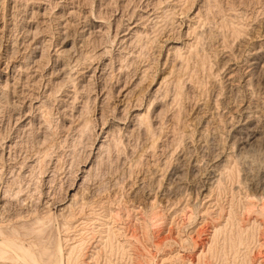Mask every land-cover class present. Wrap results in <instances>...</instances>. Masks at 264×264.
<instances>
[{
    "label": "rangeland",
    "instance_id": "rangeland-1",
    "mask_svg": "<svg viewBox=\"0 0 264 264\" xmlns=\"http://www.w3.org/2000/svg\"><path fill=\"white\" fill-rule=\"evenodd\" d=\"M218 2L0 0L3 220L69 205L93 141L119 131L122 147L75 191L74 228L51 221L52 242L83 241L84 264H104L111 229L152 264H189L226 227L253 235L228 264H264V0ZM136 113H148L153 135Z\"/></svg>",
    "mask_w": 264,
    "mask_h": 264
},
{
    "label": "bare ground",
    "instance_id": "bare-ground-1",
    "mask_svg": "<svg viewBox=\"0 0 264 264\" xmlns=\"http://www.w3.org/2000/svg\"><path fill=\"white\" fill-rule=\"evenodd\" d=\"M214 1L216 2V4L219 3L218 0H214ZM207 3H209V2H207ZM230 6H232V5H230ZM228 9H229V6H228ZM221 10H222V8H221ZM229 11H230V9H229ZM227 12H225V13H227ZM236 15H238V14H236ZM223 22L225 23L226 21L223 20ZM228 24L231 26V28L233 30V33H235V34H240L243 31V29L241 28V25L237 24V22L235 20L229 21ZM243 25H244V23H243ZM178 55H180V53H178ZM43 57H45V56H43ZM41 59H42V57H41ZM178 89H181L180 88V83L178 85ZM183 89H184V87H183ZM183 89L181 91H183ZM177 95H178L177 100H179V98L181 96V92L179 94H177ZM46 104H45V106H46ZM40 105H41V103H40ZM41 107H43V104H42ZM80 109L81 110L79 111V113L83 117L85 113H89V111L91 109L90 108V103L88 101L85 102V105H83V107L80 108ZM87 115H89V114H87ZM104 116L105 115L102 114L101 118L104 119L105 118ZM85 117H84V119H85L84 122L85 123L83 124V126L84 125L85 126L83 128H85V130L89 131L91 129V127H93L94 125L93 126L91 125V127H90L89 124L91 122H90L89 119H86ZM135 118L139 122V125L143 126L145 128L144 131L148 134V136L149 135H153V130H152V126L150 124L148 113H144V114L136 113L135 114ZM46 125H48V124H46ZM95 127H96V125L92 128V131H93L92 135H91V132H87L86 131V133H89L88 134L89 138H91V137L93 138V136L96 135V128L97 127L96 128ZM253 130H255V129H253ZM29 132H30V130H29ZM80 132H82V131H80ZM84 134H85V132L83 133V135ZM106 134H107V137H106V139H104V141H101L100 143L97 142V139L95 141H93L92 151L90 153L92 155H90V157H88L87 162H85V164L83 165V172L81 171L84 174V176L82 177L83 179L80 178L79 175H75V177L72 180V183L67 187V189H65L66 190L65 191V199L67 200L70 196L72 197V201L70 202L69 205L64 206L63 205L65 203L64 202V203L58 205L55 210H52L51 209L52 207L51 208L48 207L46 210L45 209H41L40 212L39 211H34L32 209L33 212L31 213L30 216L21 217V218H19V220L16 223H13L12 222L13 219L10 220V218L7 219V220H3L4 218L2 219L3 215L1 213L2 216L0 215L1 216V218H0V264H84L83 257H82L83 255H81V253H80V250H82V247H83L82 246L83 245L82 244L83 241L80 240V241H82V242L79 241L80 244H73L72 243L71 245H69V244L66 243L67 245L65 244V247L63 245L64 243H63L62 239H60V238L59 239L57 238L56 241L52 242L54 237H52L53 234H52V228H51V221L53 219L56 220V215H57V216L60 217V219H62L63 225L65 226L64 227L65 230H71V229L74 228L73 227L74 226L73 222L76 220V215H75L76 213L74 214L75 210L73 211L71 208H72V206H74L78 202L77 192H75V191L80 189L82 187V185L85 184L86 180L88 181V178L91 175V172L93 170V165H95V164L97 165L98 158L100 156H102V154L105 156L106 154L111 153V149L112 148H115V149L119 150L120 147H122V145H123V141H122V138L120 136V132L119 131L114 134V132H110L109 133V130H107ZM85 136H87V135H85ZM151 137H153V136H151ZM95 138H96V136H95ZM86 142H89V141H86ZM93 150H95V153L93 152ZM44 157H46V156L44 155ZM102 158H103V156H102ZM99 159H101V158H99ZM243 159H245V158H243ZM39 162H40V159L38 160V163ZM254 163L255 162H253L252 164H254ZM34 164H36V163H34ZM96 165L94 166L95 168H97ZM38 166H39V164H38ZM33 167L31 169H33ZM35 168H36V165H35ZM251 169H252V167H251ZM31 171L33 173V170H31ZM31 171H30V173H31ZM234 171L235 170L233 169V167H229L228 166L226 168L225 172H224V176L225 177L227 176V177L231 178L234 175V173H235ZM224 176L217 182V188H220V189L222 188V180H223ZM17 177H16V179H17ZM19 177H20V175H19ZM225 180H226V178H225ZM87 181H86V183H88ZM5 190H6V188H5ZM6 194H7V192H6ZM8 195H9L8 197H11L9 193H8ZM19 195H20V193H19ZM233 199H234V196H233ZM19 201H21V200H19ZM6 203H7V199L4 198V196H3V198H0V208H2V209H0L1 211L3 210V208H5L3 206ZM9 205H10V202H9ZM9 205H7V206H9ZM106 209H103L104 213L102 214V217L104 219L109 217L111 215V213H112L110 209H108V208H106ZM5 211H6V209H5ZM30 212H31V210H30ZM18 214H21V213H18ZM15 216L17 217V215H15ZM145 217H146V214H145ZM152 219L149 218V216H148L147 224L151 223ZM83 223H85V222H83ZM104 224H107V223L104 222ZM149 226H151V225H149ZM61 227L63 228V226H61ZM22 228L25 231V233H23V235H21L18 232V229H22ZM82 229H84V228H82ZM81 231L82 230H80V232ZM82 232H84V231H82ZM80 234H82V233H79V235ZM65 235H67V234H65ZM20 236L21 237L23 236L24 239H21ZM50 238H52V239H50ZM67 239H66V241H67ZM252 239H253V235L251 234V232L248 233V232H245V231H243L241 229H239L238 231H233L232 229H229V228H226V227L218 228V229L214 230V232H212L211 240L209 239L207 241L205 240L206 242L203 241V242L199 243V254L197 256V258H198L197 262H195L194 259H191L190 260L191 262L189 263V261H188V263L189 264H208L209 261L217 260V262L219 261L220 264H228L229 256L232 255L235 258L236 256H238L241 253L242 250L246 252L248 247H249V245H250V243H251V241H252ZM104 244H105V257H106L104 264H112V258L114 256H118L120 258V262L118 263L116 261L115 264H152L150 262V259L147 256L138 255L137 253H135V254L134 253H130L129 252L130 250H129V247H128L129 241H127V240H125V241L118 240V235L115 232H113L111 229H107V234H106V236L104 238ZM168 255H170V254L168 253ZM126 259H127L128 262H124V260H126ZM236 259H238V258H236ZM232 264H234V263H232Z\"/></svg>",
    "mask_w": 264,
    "mask_h": 264
}]
</instances>
